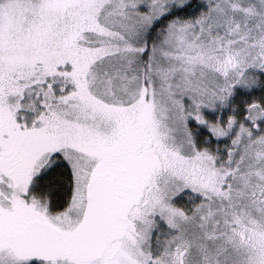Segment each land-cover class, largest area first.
Returning a JSON list of instances; mask_svg holds the SVG:
<instances>
[{
	"label": "snow or ice",
	"instance_id": "obj_1",
	"mask_svg": "<svg viewBox=\"0 0 264 264\" xmlns=\"http://www.w3.org/2000/svg\"><path fill=\"white\" fill-rule=\"evenodd\" d=\"M0 264H264V0H0Z\"/></svg>",
	"mask_w": 264,
	"mask_h": 264
}]
</instances>
